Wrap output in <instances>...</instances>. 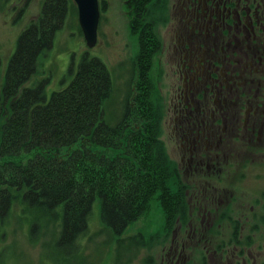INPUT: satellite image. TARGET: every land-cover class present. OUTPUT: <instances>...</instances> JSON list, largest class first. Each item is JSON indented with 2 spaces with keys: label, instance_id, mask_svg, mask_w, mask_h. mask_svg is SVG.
Masks as SVG:
<instances>
[{
  "label": "trees",
  "instance_id": "trees-1",
  "mask_svg": "<svg viewBox=\"0 0 264 264\" xmlns=\"http://www.w3.org/2000/svg\"><path fill=\"white\" fill-rule=\"evenodd\" d=\"M56 26L23 31L0 85V264L17 262L15 236L25 227L27 243L40 246L51 264H100L87 250L100 239L114 246V263L125 264L145 240L121 235L174 176L160 111L148 90L134 95L130 78L117 97L113 72L86 55L49 97L47 79L27 85ZM145 36L146 45L155 30ZM95 203L100 227L90 232Z\"/></svg>",
  "mask_w": 264,
  "mask_h": 264
},
{
  "label": "rangeland",
  "instance_id": "rangeland-1",
  "mask_svg": "<svg viewBox=\"0 0 264 264\" xmlns=\"http://www.w3.org/2000/svg\"><path fill=\"white\" fill-rule=\"evenodd\" d=\"M10 2L0 0V85L8 61L15 52L17 38L37 20L41 9V0H28L26 11L17 16ZM103 3L97 42L93 47L86 46L78 19L71 13L70 7L65 12L61 11L62 17L52 31L51 44L39 55L36 73L26 84L33 85L36 80L49 76L45 88L49 97L51 91L69 83L82 56L86 55L98 58L113 72L115 93L121 96L127 79L123 76L126 68H129V62L131 67L136 64L134 78L141 83L135 88L134 95L142 89L143 92L148 90L153 108L157 107L160 111V138L165 153L174 163V176L169 180L167 190L161 194L154 193L141 205L142 209L121 235L142 234L145 240V245L137 249V254L125 264H169V252L172 251L169 248H175L176 242L185 243L183 259L179 264H194L193 255L199 264H264V143L255 147L246 145V151L236 156L235 169L231 168L229 174L221 175L228 179L226 187L236 200L233 199L230 206L226 202L219 207L217 204L214 215L206 217V235L197 238L202 243L209 240V254L206 252L208 248L198 241L194 247L192 239L187 237V223L190 221L188 203L184 202V198L176 199V191L186 184L184 157L169 124L170 115L174 116V103L170 98L175 92L174 83L177 80L172 33L174 0H105ZM155 3L158 8L150 10ZM151 30H155L156 37L146 40L148 47L145 49V33ZM150 53L152 56L149 59L147 54ZM63 76L65 79L61 81ZM252 206L254 210L251 211ZM92 210L90 232L100 227L97 203ZM222 212L225 216L221 215ZM235 219H239V223ZM175 230L177 236L174 235ZM26 234L27 227L15 236L19 241V258L15 264H51L40 246L27 243ZM6 242H11V239L7 238ZM87 244L88 252L97 262L115 264L111 243L103 244L100 239L95 246L93 241Z\"/></svg>",
  "mask_w": 264,
  "mask_h": 264
},
{
  "label": "flooded vegetation",
  "instance_id": "flooded-vegetation-1",
  "mask_svg": "<svg viewBox=\"0 0 264 264\" xmlns=\"http://www.w3.org/2000/svg\"><path fill=\"white\" fill-rule=\"evenodd\" d=\"M5 1H11L17 16L28 8V0ZM104 1L97 0L100 18ZM40 4L30 26L56 24L68 7L78 19L74 0ZM172 8L177 80L169 124L186 174L176 199L184 198L189 206L187 237L194 247L196 241L205 245L209 254V240L202 243L197 238L206 235L205 219L214 215L217 204L230 206L236 200L226 187L228 179L221 175L235 169L236 156L246 151V145L264 143V0H174ZM135 65L129 62L127 76L123 75L130 78L133 92L141 83L134 78ZM184 248V242L169 248V264L180 263ZM193 260L199 264L194 255Z\"/></svg>",
  "mask_w": 264,
  "mask_h": 264
},
{
  "label": "water",
  "instance_id": "water-1",
  "mask_svg": "<svg viewBox=\"0 0 264 264\" xmlns=\"http://www.w3.org/2000/svg\"><path fill=\"white\" fill-rule=\"evenodd\" d=\"M77 5L78 26L81 29L87 47L97 42V29L100 20L97 0H74Z\"/></svg>",
  "mask_w": 264,
  "mask_h": 264
}]
</instances>
